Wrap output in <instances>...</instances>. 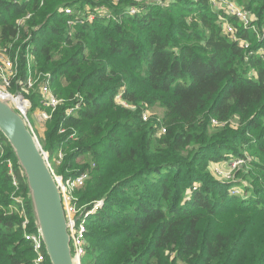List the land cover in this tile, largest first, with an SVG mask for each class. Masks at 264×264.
Listing matches in <instances>:
<instances>
[{
	"label": "trees",
	"instance_id": "obj_1",
	"mask_svg": "<svg viewBox=\"0 0 264 264\" xmlns=\"http://www.w3.org/2000/svg\"><path fill=\"white\" fill-rule=\"evenodd\" d=\"M114 1L45 0L42 6V0H0V39L5 46L24 45L20 78L27 82L32 44L37 48L34 67L40 63L41 71L51 72L53 80L62 76L74 90L53 116L46 149L50 158L65 152L59 175L91 173L79 205L90 204V211L103 201L86 219L82 264H264V190L256 189L246 201L231 197L234 183L218 182L206 169L211 149L235 150L239 140L264 156V55L257 53L264 42L243 27L238 34L252 42V49L232 43L208 0H174L135 18L125 12L128 5L120 9ZM251 2L261 4L255 10L262 28L264 0ZM77 3L112 7L121 19L68 29L61 8ZM122 87L137 112L115 105ZM77 93L82 107L68 116ZM157 102L166 110L161 135L159 123L145 121L139 107ZM234 117L241 124L239 133L210 136L213 120ZM86 154L89 164L74 171ZM222 156L218 153L216 160ZM7 159L14 160L19 192ZM253 166L264 173V165ZM184 191L187 206H179ZM17 196L25 200L29 231H36L26 186L7 143L0 156V264H33L35 258L23 219L13 209L20 206Z\"/></svg>",
	"mask_w": 264,
	"mask_h": 264
},
{
	"label": "rangeland",
	"instance_id": "obj_2",
	"mask_svg": "<svg viewBox=\"0 0 264 264\" xmlns=\"http://www.w3.org/2000/svg\"><path fill=\"white\" fill-rule=\"evenodd\" d=\"M44 1L42 0V6L44 5ZM100 1V0H96ZM102 1V0H101ZM114 0H112L113 2ZM191 1V0H186ZM197 1V0H195ZM174 0H115L114 4L118 7L128 5L125 12L127 13L128 17L135 18V17H141L145 16L147 12L154 8L156 10V7L165 8L169 7ZM208 3L210 4V9L215 13L216 16V22L217 24L222 27V34L225 35L232 43H237L240 47H244L246 50L251 48L252 49V42L248 41L245 43V40H243L239 34L236 33V29L239 31V28L243 29V22L241 20H238V16L235 15V11H242L243 17L246 14H249L252 17L251 23L255 25L256 28L248 29V32L250 35H255L258 42H264V26L259 27L255 23L259 19V15L257 14L256 10L258 6H260V3H252L251 0H220L216 3H211L208 0ZM113 4V5H114ZM250 5H252L250 7ZM68 4H65L62 6V11H64L65 7H68ZM68 8L71 9L72 14H66L64 11V16L66 17V27L68 29L74 28L75 25H79V27H90L92 26L96 21H105V24L108 25V22L114 21L119 22L120 17L116 14L114 9L112 7L109 8H100L99 6H89L82 3H77L75 5H71ZM122 7H120L121 9ZM180 9L183 10V6L180 5ZM63 15V14H62ZM124 18V17H123ZM122 18V19H123ZM237 20H236V19ZM189 21L192 19H188ZM122 21H125L124 19ZM18 23L24 24V21L20 19ZM127 27H130L128 24ZM230 28H234V31L231 32ZM101 31V30H99ZM255 33V34H254ZM185 44V43H183ZM23 44L18 43H11L7 46L4 45L2 40L0 39V59H7L11 58L13 61H16L19 67V78H20V53L23 49ZM27 54L32 52V56L35 58L37 48L35 45L29 44L27 48ZM257 53H264V47L258 50ZM10 59V60H11ZM40 63L34 67V71L32 73V81L31 86L28 84L26 86V83H24L23 79H21V86L19 88L20 92H22L23 96L25 97V101L28 102L29 107L27 103H23L26 109V117L29 121V124L31 125L32 130L34 131L35 135L37 136L43 150L51 156L50 153L47 151L46 147L49 142V135L51 133V129L53 124H51V121L53 119V116L55 113L59 110V107L65 105L71 98H67L68 95L73 92L71 84L69 85L67 81L62 76L57 77L56 80H53L52 73L51 72H44L40 70ZM33 66V65H32ZM253 75V74H252ZM18 78V79H19ZM50 80L51 88L50 90L53 92V95L57 97L61 101V103L57 107H48L46 106L45 101V83L46 81ZM18 81V80H17ZM15 81L14 83H16ZM126 87H122L118 93L115 96V105L120 108L128 109L132 107H135V105L130 104L128 101L122 102V99H119L120 92H125ZM79 93L75 94L78 95ZM76 96L74 97V99ZM123 103H127V105H123ZM31 105V106H30ZM141 107V111H143V114L146 113L149 116L148 121L152 123H159V127H164V118L166 115V110L162 106L160 102L157 103H141L139 104ZM138 108V106H136ZM135 107V108H136ZM129 109L130 111L137 112L138 109ZM70 110V109H69ZM67 111L68 116H75L77 115V111L70 114V111ZM47 115L48 119L45 117ZM216 123L211 124L210 126V136H219L221 134H224L226 130H229L231 133H239L241 130V124L239 122L238 117H234L229 120V122H218L217 120H213ZM165 128V127H164ZM161 131V130H160ZM256 133V132H255ZM253 133V134H255ZM64 135V130L61 131V133L58 134V137H62ZM158 136L159 133L157 134ZM238 145H235V150H232L227 147H221L218 146L215 149H211L206 157L208 158V164L206 166L207 171L212 176V179L218 181V182H231L234 183L230 190H232V196H236L239 199L246 201L251 196V194H255L253 191L256 189H262L264 190V173L260 172L258 169H255L253 166V163H259L264 165V156L259 155L255 153V148H251V145H248L246 142H242V140L238 141ZM7 145L5 143V149H0V156L4 157L6 153ZM237 150L239 152H237ZM222 153V157L220 160H216L217 154ZM240 153V154H238ZM66 157V154L64 151H60L57 154L53 155L50 158V164L54 171V174L57 176L60 173H57L58 167L62 164ZM91 161L90 155L86 154L84 156H81L75 166L74 171H81V169L86 168V165L89 164ZM5 163L9 169V173L11 174V171H15V164L13 159H7L5 160ZM76 171V172H77ZM69 172V171H68ZM89 172V171H88ZM90 173V172H89ZM90 179H91V173H90ZM184 183L186 181L184 180ZM203 182H196L195 185H200ZM14 185V183H13ZM86 186V185H85ZM84 186V187H85ZM15 188V186H14ZM85 189V188H84ZM84 189L77 190V199L80 198L82 195V192ZM20 189H16L15 192H19ZM186 190V189H185ZM151 192H154L151 190ZM234 192V193H233ZM250 193V194H248ZM157 197V194H155ZM260 196V194H257ZM188 197V191L183 192V198L182 201L179 203V206L186 205L185 198ZM191 198V197H190ZM191 201V199L189 200ZM103 201L96 202L94 204V208L98 205L97 208H95V212L99 211L100 208H102ZM264 203V202H263ZM90 204H80L79 206L82 208H85V210L88 209ZM14 210L18 211L20 208L19 206H14ZM94 210V209H93ZM92 211V210H90ZM95 212H92L91 214H96ZM87 228V226H86ZM88 229V228H87ZM87 240V238H86ZM119 242V240H118ZM105 244L103 243L102 246L105 247ZM101 245V244H97ZM84 253L87 254V251ZM81 262H83L81 260Z\"/></svg>",
	"mask_w": 264,
	"mask_h": 264
},
{
	"label": "water",
	"instance_id": "obj_3",
	"mask_svg": "<svg viewBox=\"0 0 264 264\" xmlns=\"http://www.w3.org/2000/svg\"><path fill=\"white\" fill-rule=\"evenodd\" d=\"M0 134L9 144L20 169L35 229L41 236L50 263L80 264L74 256L70 229L82 216L73 221L67 219L49 155L32 130L26 113L16 107L13 97L1 93Z\"/></svg>",
	"mask_w": 264,
	"mask_h": 264
},
{
	"label": "built area",
	"instance_id": "obj_4",
	"mask_svg": "<svg viewBox=\"0 0 264 264\" xmlns=\"http://www.w3.org/2000/svg\"><path fill=\"white\" fill-rule=\"evenodd\" d=\"M211 3H216L217 1L219 2L220 0H209ZM69 7V6H68ZM65 7L64 11L66 14H72V11L70 8ZM235 15L233 16H238V20H241L243 22V27L245 29H253L256 28L254 23L253 25L250 24L252 17L249 14H246L243 17L242 11H235ZM30 17V16H29ZM28 17V18H29ZM23 21V20H22ZM21 23H19L20 25ZM256 24V23H255ZM230 31L233 32L234 28H230ZM236 33L238 34V31L236 29ZM264 39V37H263ZM247 41H245L244 44H246ZM32 52L27 54V72L29 74L26 86L28 84H31L32 81V73L34 71V57L31 55ZM264 55V53H262ZM11 59V58H10ZM9 58L7 59H0V93L2 95L6 96H11L14 99V102L16 104V107L20 110L26 113L27 107H29L28 102L25 101V97L23 96L22 92H20L19 88L21 86V79L19 78V67L17 66L18 64L16 61H13L12 59L10 60ZM33 65V66H32ZM19 78V79H18ZM18 80V81H17ZM17 81L16 83H14ZM45 101H46V106L48 107H57L61 101L57 99L56 96L53 95V92L50 90L51 88V83L50 80L46 81L45 83ZM17 87L16 91H13V88ZM31 86V85H30ZM124 94L125 92H120V96L118 97L119 99H122V102H126L127 100L124 99ZM20 97L22 100H19ZM77 99V102L70 108V114L74 112H78V110L81 109L82 104H83V98L80 95H77L75 100ZM23 103H27L28 106L25 107L23 106ZM123 105H127V103H123ZM31 106V105H30ZM136 107V106H135ZM135 107H132V109H136ZM128 109H131L128 107ZM131 109V110H132ZM138 109V108H137ZM45 117L48 119L47 115ZM143 118L145 121H148L149 116L144 113ZM216 123L215 121H213ZM166 129L163 127L161 129V134L165 133ZM5 141L0 134V149H5ZM7 145V143H6ZM11 175L13 178V183L16 189H20V182L18 177L14 174L13 171H11ZM57 182L60 186V190L62 193V199H63V206L65 209L66 217L69 221H73L77 219L78 217L82 216V219L75 225V227H72L70 229L71 237H72V246H73V251H74V256L76 258V261L80 264H82V256L85 251V241H86V219L88 216L95 211H87L85 208H81L78 204V199L76 197V192L77 190L83 188L87 182L90 179V173L88 171L75 176V177H69L65 178L63 176H56ZM15 201L20 205L18 212L20 213L21 218L23 219L22 223V228L24 230V236L26 241L30 242L33 248V252L35 254V258L33 261V264H46V260L48 259V256L45 251V247L43 244V241L41 239L40 234L38 231H29V227L31 226V219L27 213L26 206H25V200L22 198V196H17L14 198Z\"/></svg>",
	"mask_w": 264,
	"mask_h": 264
},
{
	"label": "bare ground",
	"instance_id": "obj_5",
	"mask_svg": "<svg viewBox=\"0 0 264 264\" xmlns=\"http://www.w3.org/2000/svg\"><path fill=\"white\" fill-rule=\"evenodd\" d=\"M23 106H25V105L23 104Z\"/></svg>",
	"mask_w": 264,
	"mask_h": 264
}]
</instances>
